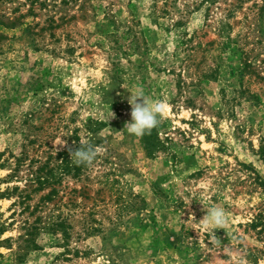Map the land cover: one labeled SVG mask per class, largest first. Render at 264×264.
Wrapping results in <instances>:
<instances>
[{"label":"rangeland","instance_id":"obj_1","mask_svg":"<svg viewBox=\"0 0 264 264\" xmlns=\"http://www.w3.org/2000/svg\"><path fill=\"white\" fill-rule=\"evenodd\" d=\"M173 2L0 0V264H264V0Z\"/></svg>","mask_w":264,"mask_h":264},{"label":"clouds","instance_id":"obj_2","mask_svg":"<svg viewBox=\"0 0 264 264\" xmlns=\"http://www.w3.org/2000/svg\"><path fill=\"white\" fill-rule=\"evenodd\" d=\"M128 103L131 105V119L125 123V127L130 133L137 136H141L155 127L160 117L166 111L164 100L150 97L141 87H137L135 91L130 92ZM61 141L58 143L63 145L65 141L62 139ZM98 151L99 149L95 145L86 143L75 150L70 149V156L73 162L79 165L91 162ZM199 221L211 232L212 240L210 241V245L214 244L216 248H219L221 241L213 233V230L222 228L228 222L227 210L223 206L212 204L207 208L203 218Z\"/></svg>","mask_w":264,"mask_h":264},{"label":"trees","instance_id":"obj_3","mask_svg":"<svg viewBox=\"0 0 264 264\" xmlns=\"http://www.w3.org/2000/svg\"><path fill=\"white\" fill-rule=\"evenodd\" d=\"M67 1H69V0H67ZM173 1L175 2L176 0H173ZM165 4H167V1L165 2ZM143 139H144V142L146 143V145L151 147L150 150L148 148V151L151 152L152 149L156 148L155 144H156L157 139L152 133L146 132L145 134H143ZM79 146H82V145L79 144ZM47 181H48L47 177L43 179V182L46 183ZM250 226L253 229L256 227L264 226V208L263 209H260V208L257 209V212L254 215L253 220L250 223Z\"/></svg>","mask_w":264,"mask_h":264}]
</instances>
